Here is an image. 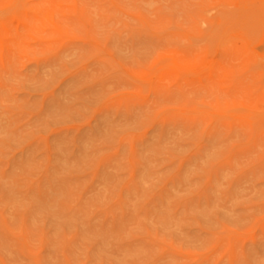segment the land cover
Masks as SVG:
<instances>
[{"label": "rangeland", "instance_id": "rangeland-1", "mask_svg": "<svg viewBox=\"0 0 264 264\" xmlns=\"http://www.w3.org/2000/svg\"><path fill=\"white\" fill-rule=\"evenodd\" d=\"M263 2L0 0V264H264Z\"/></svg>", "mask_w": 264, "mask_h": 264}, {"label": "bare ground", "instance_id": "bare-ground-1", "mask_svg": "<svg viewBox=\"0 0 264 264\" xmlns=\"http://www.w3.org/2000/svg\"><path fill=\"white\" fill-rule=\"evenodd\" d=\"M264 4V2H263ZM262 11V12H261ZM260 14H262V20L264 21V7L261 8L260 10ZM234 37L238 36V35H233ZM240 46H244V47H248V45H244V38L241 37L240 38ZM248 49L251 50V52H253L254 54H256L259 58H257L256 60V65H258L259 68H261V72L262 75L264 74V30L260 33V35L258 36L257 40L255 41L254 44L249 45ZM258 53H261L258 54Z\"/></svg>", "mask_w": 264, "mask_h": 264}]
</instances>
